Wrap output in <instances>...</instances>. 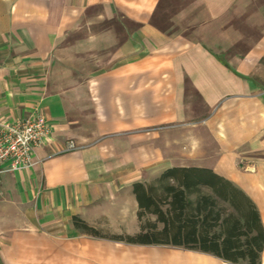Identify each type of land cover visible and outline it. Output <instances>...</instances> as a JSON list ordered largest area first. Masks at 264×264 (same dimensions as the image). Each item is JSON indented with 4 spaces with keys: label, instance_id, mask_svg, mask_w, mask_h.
I'll list each match as a JSON object with an SVG mask.
<instances>
[{
    "label": "crops",
    "instance_id": "obj_1",
    "mask_svg": "<svg viewBox=\"0 0 264 264\" xmlns=\"http://www.w3.org/2000/svg\"><path fill=\"white\" fill-rule=\"evenodd\" d=\"M37 112L54 140L2 177L0 264H234L75 227L139 233L134 184L173 167L226 177L264 224V0H0V121Z\"/></svg>",
    "mask_w": 264,
    "mask_h": 264
},
{
    "label": "trees",
    "instance_id": "obj_2",
    "mask_svg": "<svg viewBox=\"0 0 264 264\" xmlns=\"http://www.w3.org/2000/svg\"><path fill=\"white\" fill-rule=\"evenodd\" d=\"M133 188L139 203V233L105 235L79 217H74L75 227L94 237L183 247L234 264H261L264 224L260 212L226 177L209 168L173 167L153 182L135 183Z\"/></svg>",
    "mask_w": 264,
    "mask_h": 264
},
{
    "label": "built area",
    "instance_id": "obj_3",
    "mask_svg": "<svg viewBox=\"0 0 264 264\" xmlns=\"http://www.w3.org/2000/svg\"><path fill=\"white\" fill-rule=\"evenodd\" d=\"M52 123L40 112L25 119L0 121V199L2 177L7 173L21 172L34 168L35 150L54 140ZM71 142L66 151L75 150Z\"/></svg>",
    "mask_w": 264,
    "mask_h": 264
},
{
    "label": "rangeland",
    "instance_id": "obj_4",
    "mask_svg": "<svg viewBox=\"0 0 264 264\" xmlns=\"http://www.w3.org/2000/svg\"><path fill=\"white\" fill-rule=\"evenodd\" d=\"M152 218V217H151ZM155 218V217H154Z\"/></svg>",
    "mask_w": 264,
    "mask_h": 264
}]
</instances>
